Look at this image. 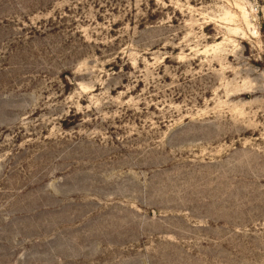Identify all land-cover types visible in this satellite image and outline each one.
Wrapping results in <instances>:
<instances>
[{
  "label": "rangeland",
  "instance_id": "1",
  "mask_svg": "<svg viewBox=\"0 0 264 264\" xmlns=\"http://www.w3.org/2000/svg\"><path fill=\"white\" fill-rule=\"evenodd\" d=\"M0 264H264V0H0Z\"/></svg>",
  "mask_w": 264,
  "mask_h": 264
}]
</instances>
